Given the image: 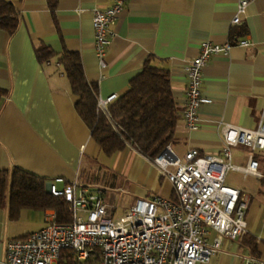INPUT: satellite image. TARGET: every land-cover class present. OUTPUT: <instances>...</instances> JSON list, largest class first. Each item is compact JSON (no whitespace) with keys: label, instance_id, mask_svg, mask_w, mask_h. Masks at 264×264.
I'll list each match as a JSON object with an SVG mask.
<instances>
[{"label":"crops","instance_id":"crops-1","mask_svg":"<svg viewBox=\"0 0 264 264\" xmlns=\"http://www.w3.org/2000/svg\"><path fill=\"white\" fill-rule=\"evenodd\" d=\"M13 1L19 26L14 33L0 28V87L8 92L0 100V169L10 174L19 166L48 181L62 176L66 182L100 189L111 217L119 205L123 216L138 198L174 197L173 183L131 144L112 156L103 152L76 110L79 96L57 57L39 61L36 49L41 44L59 52L78 51L102 98L125 93L148 57L169 70L180 112L169 144L180 156L190 148L222 155L224 123L256 128L264 119V0H251L237 23L233 19L239 0H130L112 25L104 65L95 53L92 18L95 8L113 0H58L56 15L47 0ZM244 38L248 45L239 44ZM205 40L229 41L232 48L214 55L204 68L202 92L208 99L200 106L198 127L192 129L184 117L187 67ZM259 161L264 176V159ZM241 190L249 195L244 232L257 240L258 254L242 237L226 236L210 261L199 264H244L249 254L264 259V184ZM48 211L25 208L12 219L8 185L0 206V264L6 260L8 240L43 227ZM215 235L210 229L209 240Z\"/></svg>","mask_w":264,"mask_h":264},{"label":"built area","instance_id":"built-area-1","mask_svg":"<svg viewBox=\"0 0 264 264\" xmlns=\"http://www.w3.org/2000/svg\"><path fill=\"white\" fill-rule=\"evenodd\" d=\"M130 0H113L93 12L95 53L101 65L112 41V25ZM251 0H239L241 21ZM247 38L239 44L248 45ZM231 42H202L200 52L187 67V103L184 117L189 128L198 127L201 104L208 98L202 92L204 68L216 54H228ZM118 98L113 93L99 97V107L108 112L109 104ZM222 155L202 153L190 148L180 156L170 144L153 162L174 185V197L155 194L151 199L138 198L120 218L108 213L103 191L62 176L47 183L48 191L63 196L71 219L59 221L55 209H49L47 223L22 238H12L6 245L4 264H199L209 262L224 237L238 239L247 227L249 195L226 184L230 168L243 169L245 176H262L257 155L264 156V119L258 127L232 123L223 125ZM251 147L247 166L232 162V146ZM63 183V187L59 186ZM210 229L216 231L209 240ZM69 251V252H67ZM244 264H264V259L246 255Z\"/></svg>","mask_w":264,"mask_h":264},{"label":"trees","instance_id":"trees-1","mask_svg":"<svg viewBox=\"0 0 264 264\" xmlns=\"http://www.w3.org/2000/svg\"><path fill=\"white\" fill-rule=\"evenodd\" d=\"M47 1L56 15L58 0ZM19 23L15 2L0 0V28L14 33ZM36 53L40 62L57 57L72 92L79 96L76 110L92 129L93 137L105 154L112 156L131 144L153 160L174 139L180 112L171 75L169 70L155 65L151 57L145 60L143 70L131 80L129 89L109 104L108 112H105L98 103L99 85L88 80L78 51L64 48L59 52L48 44H41ZM7 93V89L0 87V100ZM47 181L45 176L19 166L11 174L0 169V206L6 202L11 182L12 219H18L25 208H31L55 209L59 221H69L68 203L63 196H55L48 191ZM261 183L264 184L263 175ZM240 237L253 254H258V242L253 236L243 232ZM75 263V259L68 258L67 264Z\"/></svg>","mask_w":264,"mask_h":264},{"label":"rangeland","instance_id":"rangeland-1","mask_svg":"<svg viewBox=\"0 0 264 264\" xmlns=\"http://www.w3.org/2000/svg\"><path fill=\"white\" fill-rule=\"evenodd\" d=\"M251 147L244 143H239L237 145L232 146V162L237 165H247L249 160V155L251 154ZM259 156V160L264 159V156ZM260 171H263L262 166L259 167ZM261 183V179L258 176L255 175H247L245 176V172L243 169H236V168H230L227 177H226V184L231 185L236 188L240 189H247L249 191H252L255 189L256 186H258ZM11 185V182L9 183V187ZM124 213V208L119 205L118 208L112 211V216L115 219H118L121 217V215Z\"/></svg>","mask_w":264,"mask_h":264}]
</instances>
